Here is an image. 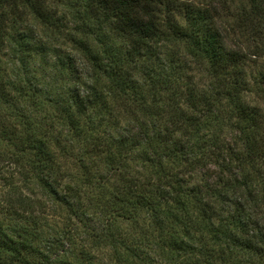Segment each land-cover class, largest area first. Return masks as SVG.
<instances>
[{
  "label": "trees",
  "instance_id": "obj_1",
  "mask_svg": "<svg viewBox=\"0 0 264 264\" xmlns=\"http://www.w3.org/2000/svg\"><path fill=\"white\" fill-rule=\"evenodd\" d=\"M53 1L0 0V52L28 50L26 18L70 43L49 92L0 72V264H264V109L226 2L75 0L67 27ZM247 4L229 29L264 56V0Z\"/></svg>",
  "mask_w": 264,
  "mask_h": 264
},
{
  "label": "rangeland",
  "instance_id": "obj_2",
  "mask_svg": "<svg viewBox=\"0 0 264 264\" xmlns=\"http://www.w3.org/2000/svg\"><path fill=\"white\" fill-rule=\"evenodd\" d=\"M211 1L213 4L217 5V8H221V2L225 1V7L222 6L221 12L222 17L218 20L222 31H224V36L226 43L231 48L244 47L249 53L247 58V64L245 69V80L247 82L249 99L252 104L257 108L264 109V56H253L252 51L254 50L255 44L250 38L253 35L245 36L246 34L242 30H230L231 25L236 22L235 16L241 12V10L246 6L248 7L247 0H200ZM75 0H55L52 6L53 10L56 11L57 17L60 18V23L62 26L70 27L73 25L69 20L71 19V12L76 14L77 6L74 5ZM71 3V6H69ZM71 8V9H70ZM74 10V11H73ZM18 29L25 33L32 41L28 50L14 56L11 47L14 48L15 44H10L5 42V46L0 52V72L6 77H12L16 75L19 71L22 73L21 76L27 75V78L31 79L34 87L41 92H49L51 86V75L53 74L52 66L57 64V58L64 59L67 52L70 50V43L63 37H54L48 31H45L40 24L35 20L26 18L18 24ZM230 30V31H229ZM65 36V34H64ZM259 38V37H258ZM256 40V42L263 43L264 46V36ZM14 41V40H13ZM261 41V42H258ZM262 45L258 46L262 48ZM18 46H20L18 44ZM172 45L162 48L158 52L163 53L164 56L171 57L176 55L171 51ZM174 51V48H173ZM50 105H46L42 112H38V115H42L44 112L50 111ZM52 111V109H51ZM53 112V111H52ZM59 153V152H58ZM62 154V153H60ZM57 161L62 165V169L68 170L66 179L76 178L75 172L78 171L76 168L75 160L72 157H65L58 155L56 152ZM5 166V167H4ZM92 171L96 166L90 164ZM3 172L0 173V198L5 193L8 188L9 177L12 172L10 166L3 165ZM75 169V170H74ZM74 171V172H73ZM15 177L14 175H12ZM17 177H15L16 180ZM38 195L40 194L37 190ZM40 197V196H39ZM44 200V199H43ZM48 205V204H47ZM48 211L52 213V207L47 208ZM54 213V212H53ZM46 215V212H45ZM50 216L51 214H47ZM3 214H0V217ZM52 221L57 222L56 216L52 215Z\"/></svg>",
  "mask_w": 264,
  "mask_h": 264
}]
</instances>
